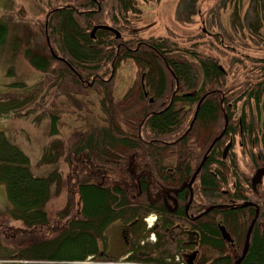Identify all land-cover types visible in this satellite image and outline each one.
Returning a JSON list of instances; mask_svg holds the SVG:
<instances>
[{
	"label": "trees",
	"instance_id": "trees-1",
	"mask_svg": "<svg viewBox=\"0 0 264 264\" xmlns=\"http://www.w3.org/2000/svg\"><path fill=\"white\" fill-rule=\"evenodd\" d=\"M149 1L77 0L49 6L42 20H30L21 5L11 20L5 17L8 12L0 13L3 57H21L38 74L30 87L19 79L8 85L13 91L2 95L0 117L30 119L34 126L46 121L47 141L36 166L54 167L46 177H35L30 158L0 132V185L11 205L0 215V252L15 245L13 257L26 258V247L14 242L20 240L23 246L26 241L23 235L18 238L21 227L43 233L64 228L72 219L79 222L67 228L92 234L63 240L53 255L47 254L51 244L40 243L28 253L50 264H75L92 255L117 260L128 253L132 261L166 264L161 258L168 242L164 232L174 228L200 234L193 264H233L230 249L240 254L245 248L255 210L242 204L254 201L261 207L258 195L264 192L251 188L233 153L222 160L221 151L238 134L240 154L248 161L244 167L253 172L264 164V143L257 154L251 142L253 109L261 108L262 114L255 130H264V78L247 64L256 63L264 72V59L248 56L245 42L230 45V29L224 32V42L218 38L193 51L168 38H142L135 25L138 16L132 15L142 11L139 3ZM188 1L197 0H181ZM257 1L263 11L264 0ZM193 15L189 10L185 19ZM233 20L238 24L236 14ZM96 25L111 26L121 38L99 30L91 39ZM124 64L133 67L134 78L129 85L119 83L117 94V72ZM7 73L13 76L12 70ZM171 77L176 84L168 90ZM185 81H192L191 86L185 88ZM237 108L248 115L241 113V125L233 120ZM232 129L234 134H228ZM200 164L190 196L183 185ZM231 180H243L245 186H231ZM225 184L227 190L222 191ZM151 213L161 222L160 244L141 249L139 241L149 232L143 218ZM262 214L240 264H264ZM115 222L121 225L124 246L109 257L105 232ZM219 225L229 233L231 245L222 241ZM140 250L151 256L140 258Z\"/></svg>",
	"mask_w": 264,
	"mask_h": 264
},
{
	"label": "rangeland",
	"instance_id": "rangeland-1",
	"mask_svg": "<svg viewBox=\"0 0 264 264\" xmlns=\"http://www.w3.org/2000/svg\"><path fill=\"white\" fill-rule=\"evenodd\" d=\"M64 2L75 3L77 0H0V13L4 11L8 12L9 15H6L5 17L8 20H11V13H15V9H17L16 7L21 5L25 10L27 8V12H30H28V18L30 20L37 18L42 20L45 11L49 9V6L56 7L61 5V3L64 4ZM140 5H142V11H139L140 14L132 15V17L138 16V19L134 21L136 22V29L141 33L140 35L142 38H168L178 44L180 48L193 51L192 49L198 44H202L200 48H204L203 45L206 43L210 44L212 41L216 42L220 36L225 37V28L228 26V29H230L233 34V39L229 41L230 45H238L245 42L246 46L249 48L245 50L248 56H256L264 59V9L262 11L261 3L257 0H197L194 4L191 1L182 3L181 0H150L146 4L139 3L138 8H140ZM189 10H191V14L194 13V15L191 16V18L188 17L185 19ZM234 14L238 17V24L233 20ZM259 14L260 18L257 22L255 21V17ZM257 50H259V53H256ZM2 53L3 50L0 47V100L3 98V94L7 93L9 90L13 91V89L8 86L11 82L19 79L30 87L37 81L38 75L21 57H16L11 60L8 56L3 57ZM8 62H10V65ZM247 64H249L250 69H253L254 72L264 78V72L258 69L256 63ZM121 68H123L122 71L120 69L117 72V94L120 91L119 83L125 82L126 85H129L128 83L134 78V76H132L133 67L124 64ZM7 69L13 71V76L8 75ZM249 71L250 70H246V75L249 74ZM246 80L247 79L244 78L241 79V81ZM240 84L242 83H239L238 85ZM234 86L236 87L235 84ZM3 118L0 119V132L4 133L13 144L19 147L21 151L30 158L32 165L31 171L35 177H46L54 167L38 169L36 164L42 155L43 147L47 141L48 123L44 121L41 125L38 124L37 126H34L30 119L11 120L8 119L7 116L5 117V115H3ZM260 140L264 143V135L260 137ZM129 162L130 168L133 169L135 164L133 156L129 157ZM262 188H264V181L260 189ZM58 200H60L58 201L60 204L64 202L61 198ZM74 201H76V199H74ZM8 208L10 209L11 205L6 197L5 186L0 185V214L5 213ZM52 221H54V219ZM78 222L79 220L74 219L73 223ZM51 225L52 222L47 227H50ZM71 227L72 226L69 227L70 230L67 227L65 229L57 228L53 233L50 232L52 230L45 231V234L36 238V241L40 243V245L51 244L50 247L52 248V251L47 254L53 255L63 240L76 239L78 236L86 232L80 230L72 231ZM86 233L92 234V231L89 230ZM105 234L110 247L108 251L109 254L118 251L124 246V240L121 237L120 223L115 222L111 224L106 229ZM179 234L180 232L177 230L171 231L168 238L170 241H175V237L177 238ZM19 235H23L21 238L25 240L26 232H19L18 238H20ZM145 238H147V236ZM19 241L20 240L14 242L16 244L23 243ZM19 246L22 249L26 247L24 245ZM5 247L7 249H2L0 255H6V253L15 249V245ZM178 251L179 250L174 247L171 241V246L169 247L170 256H177L179 253ZM49 255L45 257L48 258L50 257ZM167 264H173V261H167Z\"/></svg>",
	"mask_w": 264,
	"mask_h": 264
},
{
	"label": "flooded vegetation",
	"instance_id": "flooded-vegetation-1",
	"mask_svg": "<svg viewBox=\"0 0 264 264\" xmlns=\"http://www.w3.org/2000/svg\"><path fill=\"white\" fill-rule=\"evenodd\" d=\"M200 58H203V57H200ZM200 58H199V59H200ZM214 77H216V74H214ZM173 82H175V77H174V78L171 77V78L169 79V81H168V84H169V88H168V90H169V89H172V88L175 86L176 82H175V83H173ZM191 83H192V81H191V82H187V81H185L184 87H185V86H186V87H190V86H191ZM186 87H185V88H186ZM175 90H176V89H175ZM179 93H181V91H179L178 94H179ZM171 101H172V100H170V102H171ZM170 102H169V103H170ZM227 133L230 134V135L234 134V129H232L231 131H227ZM230 153H233V150H232V149L229 150L228 154H230ZM201 168H202V165L200 164V166H199V170L196 171V172L194 173V175L192 176V178L189 180V183L183 185V186H186V187H184V188L188 189L190 196H191V188H192L193 184H195V180H196L197 175H198L199 171L201 170ZM240 179H241V178H240ZM236 182H239L240 184H242L243 186H245L243 180H236L235 183H236ZM235 183L233 184L234 186H235ZM221 190H222V191H223V190H227V186H226V184L221 186ZM173 197H174V195L171 196L169 199H173ZM233 202H235V201H232L231 203H233ZM237 205H240V204L237 203ZM59 218H62V216L56 218L55 220H58ZM191 219H192V218H191ZM191 219H190V220H191ZM160 224H161V222H160V220H159V217L157 216V223H156L155 225H153L152 229H153L154 231L159 230V225H160ZM66 225H69V222H68ZM179 229H181V228H179ZM153 230H152V232H151L150 234H154ZM184 231H185V234H186V236L188 237V239L191 240L193 244H198L199 237H200V234H199V233H196V232H195V233L188 232L187 229H183V230H182V232H184ZM150 234H149V235H150ZM190 234H193L194 236H189ZM149 235H148V236H149ZM147 238H148V237H147ZM159 241H160V240H159V237L156 236V243H157L156 245H159V244H160ZM171 241H172V243H173V245H174L175 248H180V247L183 246V243H181V242L176 243V242H174L173 240H171ZM182 256H183V254H182ZM244 257H245V256H243V255L240 253V254L237 256L238 259L235 260L234 263H235V264H240V262L244 260ZM173 263L176 264V261L173 260Z\"/></svg>",
	"mask_w": 264,
	"mask_h": 264
},
{
	"label": "water",
	"instance_id": "water-1",
	"mask_svg": "<svg viewBox=\"0 0 264 264\" xmlns=\"http://www.w3.org/2000/svg\"><path fill=\"white\" fill-rule=\"evenodd\" d=\"M97 30H104V31H108V32H111L112 34L115 35V38L116 39H119L120 38V34L118 31H116L115 29L111 28V27H108V26H100V25H97L95 26L91 33H90V36L91 38L93 39L94 38V34L96 33ZM264 174V169H261L259 171H257L256 175L254 176L253 178V182H256L258 177H260L261 175ZM219 231H220V235L221 237L223 238L224 241L226 242H231V239L229 237V234L225 231V229L223 227H219ZM249 233L247 234V240H248V237H249ZM247 240H246V244H247ZM189 264H191V261L189 262Z\"/></svg>",
	"mask_w": 264,
	"mask_h": 264
},
{
	"label": "crops",
	"instance_id": "crops-1",
	"mask_svg": "<svg viewBox=\"0 0 264 264\" xmlns=\"http://www.w3.org/2000/svg\"><path fill=\"white\" fill-rule=\"evenodd\" d=\"M26 233H27V232H26ZM36 243H38V242L36 241V237L31 236V234H30V236H26V243L24 244V246H26V258H27V259H31V260H39L37 256H34V255L28 253L29 249L32 248L31 246L34 245V244H36ZM122 248H123V247H121L118 251H115L114 253H112L111 255H108V256L116 257V255H118L119 253H121ZM7 255H10V253H9V254H6V255H5V254L0 255V257H1V256H2V257H6ZM86 257H90V256H86ZM86 257H85V258H86ZM42 260H43V259H42ZM44 260H45V259H44Z\"/></svg>",
	"mask_w": 264,
	"mask_h": 264
},
{
	"label": "built area",
	"instance_id": "built-area-1",
	"mask_svg": "<svg viewBox=\"0 0 264 264\" xmlns=\"http://www.w3.org/2000/svg\"><path fill=\"white\" fill-rule=\"evenodd\" d=\"M116 264H132V263H128V262H125V261H121V262L116 263Z\"/></svg>",
	"mask_w": 264,
	"mask_h": 264
}]
</instances>
